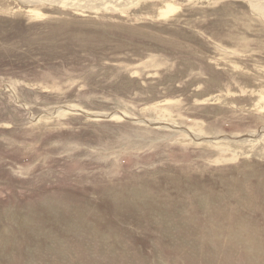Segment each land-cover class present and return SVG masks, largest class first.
Instances as JSON below:
<instances>
[{
  "label": "rangeland",
  "instance_id": "1",
  "mask_svg": "<svg viewBox=\"0 0 264 264\" xmlns=\"http://www.w3.org/2000/svg\"><path fill=\"white\" fill-rule=\"evenodd\" d=\"M121 1L0 0V264H264V17Z\"/></svg>",
  "mask_w": 264,
  "mask_h": 264
},
{
  "label": "bare ground",
  "instance_id": "2",
  "mask_svg": "<svg viewBox=\"0 0 264 264\" xmlns=\"http://www.w3.org/2000/svg\"><path fill=\"white\" fill-rule=\"evenodd\" d=\"M25 1H27V0H25ZM34 1H38V0H34ZM248 1L252 5V7L258 12V14L260 13L264 17V0H248ZM117 3H123V2L121 0H92L90 6H93V7L94 6H100V5L116 6L115 4H117ZM256 99L257 98H255L253 100V103L255 102ZM257 137L259 138L258 134H253V135L250 134V135H245V136H242V137H235V138H232V139H234V140H236L238 142H242L243 143L245 141H249L248 140L249 138H252L253 139V138H257ZM229 142H231V141H229Z\"/></svg>",
  "mask_w": 264,
  "mask_h": 264
}]
</instances>
